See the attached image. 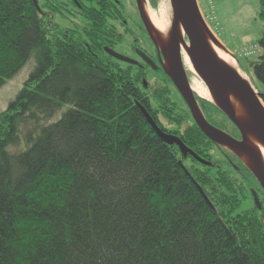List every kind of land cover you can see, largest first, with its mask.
Here are the masks:
<instances>
[{"label": "trees", "instance_id": "1", "mask_svg": "<svg viewBox=\"0 0 264 264\" xmlns=\"http://www.w3.org/2000/svg\"><path fill=\"white\" fill-rule=\"evenodd\" d=\"M40 1L0 0V88L33 60L0 113V264H264L250 170L171 107L162 67L163 85L145 89L146 74L105 53L123 41L109 24L121 1ZM73 9L84 26L54 25ZM257 46L250 74L238 64L264 104V36ZM198 100L209 123L229 122ZM141 108L210 165L165 144Z\"/></svg>", "mask_w": 264, "mask_h": 264}, {"label": "water", "instance_id": "2", "mask_svg": "<svg viewBox=\"0 0 264 264\" xmlns=\"http://www.w3.org/2000/svg\"><path fill=\"white\" fill-rule=\"evenodd\" d=\"M35 1L36 0H34V2ZM169 1L172 9L169 41L165 48H160L153 37L151 28L145 17L143 7L145 3L144 0H135L144 29L157 49L159 63L186 104L191 118L200 132L213 144L235 154L241 161V156L247 157L249 161L248 165L242 162L253 174L264 192V165L260 154L250 146L247 141V137L251 135L264 145V105L261 103L262 100L260 95L253 89L248 80L249 83L241 79L233 69L217 59L215 54L211 51L207 43V38L209 37L213 41H216V39L209 31L201 16L197 0ZM179 28L182 30V35L179 33ZM181 46L186 51L196 74L212 95V101H209L213 103L237 129L240 139H235L225 131L213 126L204 117L196 99V97L199 96L192 91L186 75ZM224 50L227 51L226 49ZM104 51L108 56L117 61L139 66L135 60L119 54L109 47H105ZM229 55L235 61L237 68L244 76L238 61L231 54ZM140 56L151 69H155L154 62L147 55L141 52ZM165 63H167V67H165ZM143 84L146 87L145 81H143ZM230 97L235 98L243 106L248 117L246 121L237 120L233 107L229 101ZM141 110L147 122L165 144L176 145L184 157L190 155L196 161L204 165H210L209 162L201 159L190 150L179 138L161 130L144 108H141ZM182 168L188 174L185 167L182 166ZM198 189L204 195L201 188L198 187ZM252 194L255 206L261 209V204L255 191H252ZM204 197L207 199L205 195Z\"/></svg>", "mask_w": 264, "mask_h": 264}, {"label": "rangeland", "instance_id": "3", "mask_svg": "<svg viewBox=\"0 0 264 264\" xmlns=\"http://www.w3.org/2000/svg\"><path fill=\"white\" fill-rule=\"evenodd\" d=\"M120 1L124 6L123 22H109L110 25L117 28V32L123 37L122 43L118 45L114 50L135 61H139V59H137L134 55L135 48L141 49L148 54L154 55V57L156 58L157 49L144 30L142 22L139 18L135 0ZM153 1L155 3V7H153L151 0H144L148 9L155 11L162 4L163 0ZM197 1L199 2V8L201 12L206 15V17L210 18V20L213 22V25L216 24V26L214 27H217L219 29L220 36L218 37L219 40L217 41L222 45L224 49H226L227 51L229 49V53L234 54L238 59V62H240V64L242 65L243 69L250 74V64L257 61V58L261 52L259 47L257 46V42L264 36V20H258L257 18V14L259 12L258 0ZM39 3H42V1L39 0ZM167 3L169 4V21L171 25L172 9L169 0H167ZM211 3L212 8L210 6ZM65 15L66 18L64 19L56 15L52 20L54 25H56L59 29H70L74 24H77L78 26H84L86 24L75 9L70 10V14L68 12H65ZM32 63L33 60H31V62H28L12 79L8 80L6 84L0 88V113L5 110L7 104L14 99L17 92L23 86L24 81L26 80L32 69ZM120 65L122 67H125L124 63ZM138 67H140V65ZM137 69L142 71L141 68H136L135 73H137ZM185 71L190 85L193 82H200L205 87L204 83L198 77V75H193L186 69V67ZM245 77L249 81L248 77ZM144 81L147 83L145 89H148V85L152 87L161 86L163 85L162 82H164L159 73L151 70L146 72ZM256 85H258V87L264 91L263 86L259 85L258 83H256ZM168 89V92L170 93L169 97L172 103L171 107L174 109L176 108V111L181 113V115H188V109L175 89L172 86H168ZM253 89L257 92L254 87ZM158 119L161 120L162 127L168 129L171 133L175 132L174 128L171 127L167 123V121L163 120L162 117H159ZM216 119L221 126V128H218H223V130L227 131L228 133L235 134V137L238 136V132L235 130L231 123L225 121L220 116H217ZM189 123L190 121H186L187 126L189 125ZM181 132L182 131H180V133ZM221 154V152H215L213 160L223 161L221 160ZM186 163V166L190 167L191 162L187 161ZM259 199H261V203H263V196H259ZM249 206H251V202L243 203L241 209L239 210L247 209Z\"/></svg>", "mask_w": 264, "mask_h": 264}, {"label": "bare ground", "instance_id": "4", "mask_svg": "<svg viewBox=\"0 0 264 264\" xmlns=\"http://www.w3.org/2000/svg\"><path fill=\"white\" fill-rule=\"evenodd\" d=\"M143 7H144V14H145L146 20L151 28L155 41L157 42L160 48H165L169 41V34H170L169 4L167 3V0H163L162 4L155 11L148 9L145 3ZM179 33L180 35H182V30L180 28H179ZM207 43L211 51L217 57V59L225 63L231 69H233L239 75V77H241V79L248 82L247 78H245V76H243L241 72L239 71V69L237 68L235 61L231 58L229 53L223 49V47L220 45V43L217 40L213 41L212 39L208 37ZM181 53H182V59H183L186 69L190 73L196 76L197 74L195 70L193 69L192 64L188 58V55L182 46H181ZM165 67H167V63H165ZM191 89L200 98L212 101V95L200 82H193L191 84ZM229 101L233 107L237 120L246 121L248 117H247V114L243 106L233 97H230ZM261 103L263 104V102ZM247 141L249 145L252 146L260 154L263 165H264V145L260 143L257 140V138L251 135L247 137ZM241 159L245 164L248 165L249 161L247 157L241 156Z\"/></svg>", "mask_w": 264, "mask_h": 264}, {"label": "flooded vegetation", "instance_id": "5", "mask_svg": "<svg viewBox=\"0 0 264 264\" xmlns=\"http://www.w3.org/2000/svg\"><path fill=\"white\" fill-rule=\"evenodd\" d=\"M140 18V17H139ZM140 21H141V19H140ZM142 22V21H141ZM142 25H143V23H142ZM141 52H143L145 55H147L153 62H154V64H155V69L153 70V69H151V67H149L145 62H144V60L141 58V56H140V54H141ZM134 55H135V57L137 58V59H139V61L138 60H136L137 62H138V64L140 65V67H138V66H135L134 65V67H136V68H141V70H142V73H144V74H146V72L147 71H149V70H151V71H154V72H157V70H158V68L160 67V64H159V60H158V53L156 54V58L154 57V55H151V54H148V53H146L145 51H143V50H141V49H138V48H135L134 49ZM182 100V99H181ZM198 101V104H199V106H200V102H199V100H197ZM193 122V121H192ZM214 126V125H213ZM216 127V126H215ZM164 127H162V129H163ZM218 128V127H217ZM166 128H164V130H165ZM163 130V131H164ZM166 130H168V129H166ZM223 130V129H222ZM169 131V130H168ZM166 132V131H164L165 133H167V134H169V135H172V136H175V137H177V138H179L180 140H181V138H180V136L179 135H176V134H174V133H171V132ZM223 131H225V130H223ZM226 133H228L227 131H225ZM229 135H231L232 137H234L235 139H240V137L239 136H237V137H235V134H230V133H228ZM182 141V140H181ZM176 148H178V146H176V145H174ZM187 146V145H186ZM189 148V147H188ZM190 149V148H189ZM178 150H179V148H178ZM191 150V149H190ZM193 151V150H192ZM180 152V151H179ZM194 152V151H193ZM221 152V151H220ZM183 156V155H182ZM184 157V156H183ZM188 158H190V159H194L192 156H190V155H187L184 159H188ZM202 158V157H201ZM205 159V158H204ZM195 160V159H194ZM257 185H258V187H259V189H260V191L263 193V191L261 190V188H260V186H259V184H258V182H257ZM257 194L259 195V196H262L261 194H260V192L259 191H257ZM264 194V193H263ZM258 196V197H259Z\"/></svg>", "mask_w": 264, "mask_h": 264}, {"label": "built area", "instance_id": "6", "mask_svg": "<svg viewBox=\"0 0 264 264\" xmlns=\"http://www.w3.org/2000/svg\"><path fill=\"white\" fill-rule=\"evenodd\" d=\"M210 6H211V8H212V3H211ZM205 20H206V22L208 23V26L210 27L211 32H212L214 35L219 36V35H220V34H219V29H218L217 27H214V26H216V24L213 25V22L210 20L209 17H205Z\"/></svg>", "mask_w": 264, "mask_h": 264}, {"label": "crops", "instance_id": "7", "mask_svg": "<svg viewBox=\"0 0 264 264\" xmlns=\"http://www.w3.org/2000/svg\"><path fill=\"white\" fill-rule=\"evenodd\" d=\"M197 3H198V6H199V2L197 1ZM228 51H230L229 49H228Z\"/></svg>", "mask_w": 264, "mask_h": 264}]
</instances>
